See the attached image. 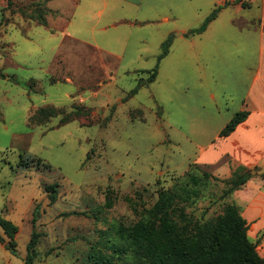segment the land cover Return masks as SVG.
I'll return each mask as SVG.
<instances>
[{
    "label": "rangeland",
    "instance_id": "374dc122",
    "mask_svg": "<svg viewBox=\"0 0 264 264\" xmlns=\"http://www.w3.org/2000/svg\"><path fill=\"white\" fill-rule=\"evenodd\" d=\"M10 1L0 0V219L18 232L14 254L0 227V264H26L36 207L42 237L34 264H91V247L102 231L118 222H140L160 190L185 184L188 174L201 181L189 184L198 194L185 203L187 212L208 220L223 215L228 205L239 207L264 259V135L254 130L219 137L239 113L238 105L223 97L234 90L233 66L221 59L211 66L209 60V70L216 68L215 86L210 78L200 81L203 60L164 58L156 81L132 96L139 80L155 69L162 48L153 49L155 57L136 61L132 35L121 62L107 48L76 40L74 29L52 32L47 20L56 11L50 0ZM251 1L242 11L230 7L228 15L258 18L263 1ZM219 3L185 0L177 21L159 26L198 29ZM212 91L217 103L209 98ZM44 106L87 113L62 127L61 116L31 127L29 118ZM205 173L212 178L205 180ZM240 176L246 183L228 194L229 181ZM53 184L58 196L51 204L46 186Z\"/></svg>",
    "mask_w": 264,
    "mask_h": 264
},
{
    "label": "crops",
    "instance_id": "0c3cea01",
    "mask_svg": "<svg viewBox=\"0 0 264 264\" xmlns=\"http://www.w3.org/2000/svg\"><path fill=\"white\" fill-rule=\"evenodd\" d=\"M191 1L187 0L189 3ZM235 1L220 0L217 8H223L218 17L199 35H189L196 29L190 28L191 26L172 29L159 26L161 22L177 21L180 17L178 8L185 0H50V7L56 13L50 15L47 24L48 27L51 26L52 32L66 29L69 34L74 29L76 40L93 43L102 49L107 48L121 62L128 54L126 50L130 47L132 35L136 38L131 48L139 62L155 57L157 53L153 49L162 48L166 41L171 40L170 52L165 59L183 62L195 57L198 61L203 60L206 72L199 68L200 81L210 78L215 86L218 77L213 74L216 68L211 67L209 70L210 61L211 66L219 59L229 63L235 69L231 77L234 90L239 94L231 90L223 97L227 96L232 104L238 105L237 112L249 113L247 121L230 137L254 130L264 135V0L258 18L246 16L248 18L242 20L230 17L228 9L239 6L242 11L251 7L252 1L246 7L242 5L244 2ZM226 3L229 4L226 6ZM86 32L90 34L88 38L82 35ZM180 43L183 45L180 46ZM187 46L188 49L178 50ZM189 48H192L195 56L187 53L191 51ZM238 87L241 91L237 90ZM209 98L212 103L218 102V95L213 91ZM257 126L259 129H256ZM246 143L250 146L249 141Z\"/></svg>",
    "mask_w": 264,
    "mask_h": 264
},
{
    "label": "trees",
    "instance_id": "16d2710c",
    "mask_svg": "<svg viewBox=\"0 0 264 264\" xmlns=\"http://www.w3.org/2000/svg\"><path fill=\"white\" fill-rule=\"evenodd\" d=\"M9 4L11 1L9 0ZM240 3L241 0H236ZM229 3H226V6ZM246 7V4H242ZM215 9L205 20L203 25L192 30L189 35H199L219 15L221 9ZM42 25H46L43 18H39ZM171 40L162 45V52L154 70L148 72V78H141L130 95H137L140 90L156 81L161 61L170 52ZM87 112L71 107V110L44 106L39 108L30 118L31 127H42L53 119L61 116L59 127L65 126L77 118H82ZM249 116L247 112H239L221 131L220 138H227L244 123ZM134 118V117H133ZM37 165L42 160H32ZM25 165H30L26 163ZM212 178L205 173L204 179ZM187 182L175 189H163L159 192L157 202L148 210L141 213V221L134 225L121 222L101 232L100 239L92 244L89 260L91 264H264L257 245L248 237L249 226L242 217L241 209L235 205H228L223 215L208 220H198L187 212L185 203L198 193L189 188V184L198 185L200 178L188 174ZM247 181V177L240 176L229 182L232 187L228 194L238 190ZM57 184L46 186L51 204L57 201ZM40 212L36 207L33 213V231L27 245L26 264H34L36 248L42 234L36 230V222ZM0 227L10 239L7 247L16 254L17 244L15 235L18 228L10 221L0 219Z\"/></svg>",
    "mask_w": 264,
    "mask_h": 264
}]
</instances>
